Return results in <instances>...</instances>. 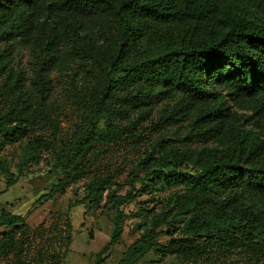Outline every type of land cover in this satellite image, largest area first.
I'll return each mask as SVG.
<instances>
[{
  "label": "trees",
  "instance_id": "1",
  "mask_svg": "<svg viewBox=\"0 0 264 264\" xmlns=\"http://www.w3.org/2000/svg\"><path fill=\"white\" fill-rule=\"evenodd\" d=\"M56 86L81 120L66 144ZM156 105L151 126L181 134L172 146L151 141L138 191L108 195L115 217L96 264L119 243L120 208L147 192L144 181L182 192L150 217L131 259L158 251L201 264L264 246V0H0V154L21 151L7 188L46 154L64 160L65 183L82 177L97 144L134 140ZM109 188L93 178L77 205ZM25 228L1 210L0 254L20 256Z\"/></svg>",
  "mask_w": 264,
  "mask_h": 264
},
{
  "label": "rangeland",
  "instance_id": "2",
  "mask_svg": "<svg viewBox=\"0 0 264 264\" xmlns=\"http://www.w3.org/2000/svg\"><path fill=\"white\" fill-rule=\"evenodd\" d=\"M55 89V97H58L62 109V143L66 144L77 132L81 120L74 107L63 103L59 88L56 86ZM159 108L153 106V110L145 114L134 132L138 135L134 140L124 135L117 145L97 144L87 161L79 166L83 176L67 183L61 170L64 160L58 161L46 154L7 188L8 179L17 173L21 151L18 145L6 147L0 154V212L4 210L22 216L26 228L15 233L17 243L22 245L20 256L15 255L14 250L0 254V264H96V255L110 240L115 217L114 210L106 203L108 195L124 196L131 189L138 191L144 174L136 167L151 141L158 134L160 138L167 137V146H172L176 143L177 133L181 134L177 126L166 131L151 126ZM100 127H104L103 122ZM186 147L197 149L200 145L188 143ZM96 177L105 180L109 190L100 201L77 205L86 197V188ZM144 183L147 192L120 208L124 216L120 241L103 254L101 264H188L175 256L162 258L158 251H152L142 259L129 257V247L147 229L150 217L161 211L170 197L182 192L175 185ZM167 239L168 235L163 233L159 240L166 244ZM254 250L250 252L239 247L226 255L211 253L212 261H202L201 264L264 262V246L254 247Z\"/></svg>",
  "mask_w": 264,
  "mask_h": 264
}]
</instances>
